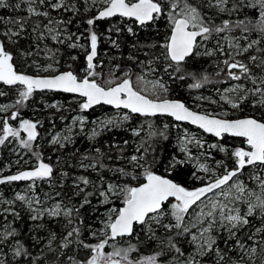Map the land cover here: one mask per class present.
I'll list each match as a JSON object with an SVG mask.
<instances>
[{
	"label": "snow or ice",
	"instance_id": "snow-or-ice-1",
	"mask_svg": "<svg viewBox=\"0 0 264 264\" xmlns=\"http://www.w3.org/2000/svg\"><path fill=\"white\" fill-rule=\"evenodd\" d=\"M0 86V264H264V0H0Z\"/></svg>",
	"mask_w": 264,
	"mask_h": 264
},
{
	"label": "trees",
	"instance_id": "trees-1",
	"mask_svg": "<svg viewBox=\"0 0 264 264\" xmlns=\"http://www.w3.org/2000/svg\"><path fill=\"white\" fill-rule=\"evenodd\" d=\"M118 22H119V18H114L111 21H108V20L100 21V22H98V24H99V29L98 30L101 33H106V30H107L108 27H111L112 25L117 24ZM124 22L129 23V21H127V20H125ZM165 30L166 29L162 28L161 32H163ZM121 36L124 38V44H122L123 51H124V53H127L130 50L128 45L131 43V39L132 38L126 36L124 33H121ZM144 36H145V33L143 31H141L140 32L141 39ZM107 47H108V45L106 43H101L100 50H101V56L102 57H103L104 49H106ZM110 51H112V50H110ZM73 54H79V53H78V51H75V52H73ZM103 58L107 59V57H103ZM64 59H67V57H64ZM61 63L63 64V60L61 61ZM190 64H191V62H190ZM83 65H84V58H83V55H80V59L73 64V67H74V69H76L79 72L80 69L83 67ZM192 66L195 67V66H198V65H192ZM166 79H167V77H166ZM0 87H2V86H0ZM191 91L187 88V86L183 82H181L180 84H172L171 85L170 96L175 98V99H182L185 103L189 104L191 102V100H190V98L188 96V93H190ZM194 91H196L198 93L203 92V90H200V91L194 90ZM204 94H207V93L205 92ZM15 98H16L15 90H12V91L9 92L8 96L0 97V103L10 102V101L14 100ZM71 98H72V96H70L68 94H63V93H51V92L44 93V94L37 93L35 98L29 102V106L21 109V112H22V115L25 118L34 117V119L35 118H40V119L44 120L45 129H48L49 131H52V129L49 127L46 115H44L45 113H47V112H49L51 110L46 109L44 107V105L47 104V103H52L54 101H60V103L61 102L66 103V101L70 100ZM68 106L70 108H72L71 104H68ZM37 109H39V112H37ZM111 110H112L111 108H108L106 106L103 107V108L97 107L96 109H94L91 112L90 119L97 117L98 114H100V112H103V111L106 112V111H111ZM65 114L68 115L69 117H71L69 112H67ZM156 122H157V124H160V123L172 124V123H174V121H172V119L168 118V117L158 118ZM56 124H57V127H56L55 130L56 131L61 130L62 122L57 120ZM183 125L188 127V128H191V129L193 128V127H191L189 125H186V124H183ZM41 131H42V134L47 138V132H45L44 129H42ZM178 132H179L178 129H173V134L170 136L169 141L166 143V147H167L168 151H173L174 150V145H175V141H176V134H179ZM117 138H119V137H117ZM104 139H107V137H105ZM207 139L209 141L214 140V138L210 137V136H207ZM225 141L226 142H230L232 144H234L235 142L242 143L240 140H231V141H229L228 137H225ZM41 143H43V141ZM77 146L81 147V150H83L85 147H87V143L84 142V141H81V142L78 143ZM44 155H45V157L48 156V155H52L51 149L48 148L47 146L45 147ZM52 159L53 160L55 159V155H52ZM9 161H10V159L7 158L6 150H3L2 151V156L0 157V164H5V163H7ZM12 171H15V170H12ZM5 174H9V173L5 172ZM21 185H23V183L17 182V183H14L11 186H0V189L7 193L8 190H10L11 188H17V187H20Z\"/></svg>",
	"mask_w": 264,
	"mask_h": 264
},
{
	"label": "rangeland",
	"instance_id": "rangeland-1",
	"mask_svg": "<svg viewBox=\"0 0 264 264\" xmlns=\"http://www.w3.org/2000/svg\"><path fill=\"white\" fill-rule=\"evenodd\" d=\"M118 23H120V21L118 22ZM123 24H128V23H126V22H124L123 21ZM199 94H201V93H198V92H196V91H194V90H192L190 93H188V96H189V98H190V100H191V102L189 103V105L190 106H192L193 105V97L194 96H196V95H199ZM168 98H172V99H175V98H173V97H171L170 96V93H169V95H168ZM14 100H12V101H10V102H3V103H11V102H13ZM60 102V101H59ZM71 102V103H70ZM62 104H64L66 107H69L68 106V104H71V106H72V108L71 109H77V103H75V102H73V97L70 99V100H68V101H66V103H63V102H61ZM0 104H2V103H0ZM204 107L205 108H208L209 106L207 105V104H205L204 105ZM114 110L112 109L111 111H103V112H100V114H98V116H101V115H104V114H111L112 112H113ZM69 114H70V116H73V115H76L77 114V112L76 111H71V112H69ZM23 116V115H22ZM23 118H25L24 116H23ZM30 118H33L34 119V117H30ZM13 123H15V122H13ZM183 129H187L188 131H190V132H192V133H194V134H196V135H198V136H204L205 134H203L199 129H196V128H188V127H186V126H184V125H182L181 126V128L180 129H178L179 130V134H182V130ZM206 139H207V136L205 137ZM211 142V141H210ZM234 144H236V145H240L241 143L240 142H235ZM6 154H7V158H9L10 160H14L15 159V157L14 156H11L10 155V153H9V151L8 150H6ZM49 156V155H48ZM1 157V156H0ZM47 157V156H46ZM10 162V161H9ZM9 162H7V163H5V164H8ZM12 170H15V168H13ZM5 172H8V170H7V168H5V170H4ZM23 187V185H21L20 187H17V188H11L10 190H8V192L6 193V192H4L3 190H1L0 189V191H3L4 193H5V195L6 196H11V194H12V192L13 191H15V190H20V188H22Z\"/></svg>",
	"mask_w": 264,
	"mask_h": 264
},
{
	"label": "water",
	"instance_id": "water-1",
	"mask_svg": "<svg viewBox=\"0 0 264 264\" xmlns=\"http://www.w3.org/2000/svg\"><path fill=\"white\" fill-rule=\"evenodd\" d=\"M186 125H188V124H186ZM189 126L196 128L195 126H192V125H189ZM196 129H197V128H196ZM210 137H211V136H210ZM21 183H23V182H21Z\"/></svg>",
	"mask_w": 264,
	"mask_h": 264
},
{
	"label": "flooded vegetation",
	"instance_id": "flooded-vegetation-1",
	"mask_svg": "<svg viewBox=\"0 0 264 264\" xmlns=\"http://www.w3.org/2000/svg\"><path fill=\"white\" fill-rule=\"evenodd\" d=\"M114 19V18H113Z\"/></svg>",
	"mask_w": 264,
	"mask_h": 264
}]
</instances>
